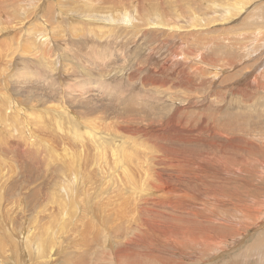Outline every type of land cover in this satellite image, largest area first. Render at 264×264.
I'll use <instances>...</instances> for the list:
<instances>
[{
  "label": "rangeland",
  "instance_id": "rangeland-1",
  "mask_svg": "<svg viewBox=\"0 0 264 264\" xmlns=\"http://www.w3.org/2000/svg\"><path fill=\"white\" fill-rule=\"evenodd\" d=\"M133 1L138 2V0H125V2L122 0V3L123 2L125 4L128 3L127 7L123 6L122 3H116L115 6L118 8H116L114 6L115 9L113 7L112 10H110V11L117 10V12H118V13L115 11L111 12L110 16H112V17L114 16L111 19V20H113V22L109 19L107 20L105 17H102V16L99 19L100 22L101 21H107V22L109 21V23L106 22L107 25H105L104 31L107 34L112 35L110 37V39H111L112 44H113L112 45L113 49L115 51L122 49L121 54L123 55V57L120 56V58L115 59L116 63H112V66L116 67V68L114 67L116 74L118 73V75H120L121 77H123V76L126 77L125 76L127 73L126 70H128L131 63H133V58H134L133 56L134 55L128 58L125 56V52H126V50H127V52H131L133 50V52H136L139 56H141L144 59L145 65L153 64V68H155L153 71L154 73L149 72L148 74L145 73L147 75L143 74L144 77L146 76L145 79H147V77H149L147 80H149L150 78H152V79H157V78L158 79H164L165 78L167 80V78H168V81L171 79L170 80L171 86H173V88H175V90L173 88H171L172 90L177 91L179 89H183L182 90L183 92H179L178 93L179 96H177L174 100L188 99L187 97L189 96V94H194L195 96L196 95L198 96L196 98H193V96H192L193 99L192 100L188 99L189 101H186V105H185V106L189 107V109H186V110H188L189 112H192V114L190 116L191 125H193V126L195 124L199 125V124L203 123V121L207 122V125L213 124V123L224 125V124H227L229 122H237L239 120L238 121L239 125L244 126V125L249 124L251 126L250 127L248 125L249 127H248L247 131H245V130L244 131H239V130L233 131L235 133V135H237V136L241 135V137L247 138V139H245V141H242L243 139H237L234 141V144L232 146H230L229 143L226 144L230 148H225L222 146L220 148L219 147L214 148V150L218 153L226 152L228 154L227 158L224 159L223 163L221 164V167L227 171L230 166H233L234 169L236 170V172H234V174L230 173L228 175L229 177L232 178V181H233L232 183L234 185L232 190L230 191V193H228V195H229L230 199H232V200L234 199L233 202H236V205H234L232 203V205L231 204H224V205H215L214 206V205H211L210 203L205 202V199H203V198H202V200H200L201 199L200 193L202 194V193H205L206 191L207 192L211 191V193H212V188H215L216 186H222L223 181L227 177L222 178V179L221 178L215 179V181L208 182L206 186L204 184V181L207 180V178H205L202 181L196 182V184H192L195 182L188 183L186 187H183L185 189H182V191L185 190L184 194L188 193V194H190L189 196H191V197L193 195V198L189 197L188 199L192 200L197 205V207H200V202H201L202 206L200 208H203L206 205H207L206 206L207 210H210V207L214 208V210H215L214 215H217V216H215L213 218V223L195 220L196 218H194V217L185 218V220L176 219L175 217H178L181 215L183 208L180 207V208L174 210V209H171L169 207L167 208V206H165V207L159 206L158 208L160 209V212L157 208V210H158L157 214L145 213L146 214L145 216L149 217L151 222H153L154 220H156V221L151 223L147 219V221H149L148 227L146 228V230L144 229L141 232L142 237L143 236L145 237L146 235H148L150 237L154 236L158 240H155V238H153L151 240H148V242L150 241L149 243L143 242L142 244L140 243V245L139 244H131L130 246H128L127 244H125L123 242V240H121V238H122L121 235L126 236L128 232H131L133 234V225H134V221L136 219L135 220L133 219V222H132L131 217H125V216H127L128 213H129V215H132V211H131L132 206L127 205L126 204L127 198H123V197L119 198L118 203L115 204V207L112 206L114 208V211L116 212L115 218H117V219L114 218L115 220L112 222L113 223L112 225L110 222L107 223L109 221V220H107V218H109L110 213L107 214L108 212L105 213L104 211L99 209L98 205L95 202H92V205H91V208L94 209V212H95V214L93 215V218L92 219L90 218L88 220L85 219L84 221H82V219H79V217L77 215H79L80 212L82 211V209H81V208H83L82 202L85 203L88 200L87 198H85L84 195L81 196L82 195V189L84 188V186L85 187L88 186L87 185V183H88L87 179L88 178L93 179L96 176V175H94V174H96V170H95L96 165H94V160L91 157L93 150L91 151L92 145H90L91 142L88 140V138L85 137L86 142L88 143V145L85 143L86 144L85 146L88 147V150L86 149L87 151L85 150L81 154L76 153V151H78V148H77L78 146L75 143L76 141H74L75 139L73 141H71L70 139H73V137H71L73 135L72 134L73 132H71L73 130V127L78 128V125H79L81 128L82 123H83L82 121H84V123H86V118L83 116H87L85 114V112L89 108V105H86L84 103L88 102V104L91 105L92 102H96V104L100 106L99 108L105 112V116L107 118L112 119L110 121V123L115 124V125H117V122H118L116 120L117 116L119 117L118 123H120L122 121H126L129 118V116H131V117L133 116V118H135V117L138 118V116H139V118H142L141 121H142L143 125L151 124V125H149V127L151 129L148 131L149 134L150 133L152 134L150 136H148V133L144 132L143 129L138 130L136 133L134 132V134L132 133L131 136L134 137L135 139H136L135 135L139 134L138 136L136 135L137 141L139 143L146 140V141H148L147 144H150V146H154V145H156L155 142H158L157 145H161L163 143V142L161 143V141L166 142L168 139L169 140L167 142L168 147H174V148L182 150L184 152L190 151L191 154H197V155H201V154L207 152L203 158H200V159L198 158V163L202 162L203 164H208L207 160H203V159H205L206 157H209L211 155V153H213V151H209L210 146H208V142L210 141L208 139H212V137H210L208 135V133H204L202 135V138H199L197 140L196 139V132H193L191 134L190 131H187L185 129V127L189 126V124L185 122V120H187L189 118V115L187 113H184V112H182V113L179 112V114H176L177 116L176 115L175 116H176V118H178L177 123L179 125H182L184 127L185 131H180L179 133H177L175 135V140H173L171 138V135H169L171 139L165 137L166 136L165 134H167L168 131H166V132L164 130L162 131L160 126L165 125L169 119L164 120L165 119L164 117H161L160 115H158L156 118V121H155L156 123H155L154 121H150L149 118L142 116L141 115L142 113L148 112L147 107H145V106L142 107L143 105H145V102H143V100H139L133 110H126L119 103L115 104L113 99H110V101H109L106 97H103V96L101 97V95H99V93L97 91L98 90V87H97L98 86V80L100 77V75H97L98 74L97 69L94 72L92 71L91 73H89L90 76H85L86 79L82 78V81H81V79H79L81 82L84 81V83L86 84V87H88L89 90H88V92L87 91L81 92V90H78L75 93V95L79 92L82 93V94H80L81 97H82L83 93H87V94H84L85 97L83 95L82 98H79L80 96L78 97V95H79L78 94L76 96L77 99H74L67 92H61L62 93L61 94L59 90L55 89V87L49 88L43 82L44 80H42L39 76H36V74L33 73L34 76H30L29 72H28L29 75L26 74L27 73L26 71L23 73V70L21 67L20 68H14L15 74L17 73V78H16V76L13 78V76L15 74L11 75L13 73V72H11V69H8L6 71V73L3 74L2 69L6 68V66L4 64L7 63L6 59L4 58V59L0 60V68H1L0 69V102H1V100L2 101L4 100L2 103H0V221H1L0 222V232L2 231V229L6 225H7L6 226L7 229H11L10 226H12V231H13V229L16 230V232H14V236H13V238H15V239H13V240L15 242H17V245L15 246V250L17 251V253H15L13 255V257H14L13 261H11L9 259V256L11 254H13L12 252H7L6 256L4 254V256L6 257L5 259L1 258V257H3V255L0 254V264H6V263H8V264H34V259H36V257L34 259L28 258L29 254H27L26 252H22L23 250L25 251V249H26V248L24 249V247H22L23 244H25V242H26V244L28 243L27 239L24 240L25 237L22 236V233L25 234V232H26L28 234L27 229L28 230L33 229L32 231L37 232L35 229L38 227V225L41 223V221L43 224L44 223L47 224L48 227L53 225V227L55 228L57 237H58V235L60 236V237H58V240L64 241V243L62 244L64 246V248L62 245L60 246V248L59 247L56 248L57 253L54 256V258H57V259H56V262L54 264H121V262H122V264H124V263L125 264H132V263H130V261H132L133 264H136L134 262L135 256H133L131 258L126 257V260H124V257L127 254L126 253L127 247H128V249L133 247L134 249L140 251V254L137 256V258L139 260V264H264V204H263L264 203V43L262 44V42H264V38H263V36H264V28H263L264 23L261 24V22H264V18L262 20L258 21L259 26L262 27V29H260V30L253 29V26L245 25L244 18L247 15V13L240 12V13H238L239 15L236 14L237 10L232 5L230 0H228V1L227 0H207V1L206 0H203V1H201V0H186V1L185 0H179L178 1L177 0L178 3L176 2V0H163V1H165L164 6L163 5L161 6L159 4V2H157L159 0H148V1L141 0L142 4L147 3V2H148L147 4H150L152 2L151 7H155L154 8L155 10H154L153 8L149 7L150 6L149 5L148 7L151 9L145 10L144 12L143 11L139 12L138 10L134 11V8L131 7ZM188 1H189V3H188ZM223 1H225V2H223ZM244 1H246V0H244ZM183 2L185 3V6H183V4H184ZM214 2H216L218 5L217 4H216V6L213 5V4H215ZM195 3H196V5H195ZM219 3H221V4H219ZM129 4H130V10L131 11L129 13L130 16L128 18L125 15V12H126V10H129L128 9ZM154 4H158L157 6H159V7L157 8V6H155ZM230 5L232 7L229 8L228 11H224V12L218 11L219 7H222L224 9V7L230 6ZM262 5H264V0H250L249 2H247L245 9L248 10L249 13H251V14L253 13L252 15L256 16L257 14L255 12L256 11L255 7H259ZM105 6L107 7L108 4ZM105 6L103 7V9L106 8ZM165 6H166V8H165ZM177 6H179V9L182 10V12L185 11V13L183 12L184 15H183V13L180 12L179 18H178L177 14H175L177 17L175 16L173 21H172L174 24L170 23L169 24L170 26H168L165 30L152 29V28H150V25L145 23L148 21V18L155 19V14L159 13V11H161V10L167 11V9L171 8V10L173 9L172 11H174V8H175V12H176V9L179 10ZM186 6H188V7L185 9ZM122 7H124L123 10L121 9ZM181 7H183V8H181ZM195 7L197 10L195 9ZM188 8H191V9H188ZM214 8H216V9H214ZM247 8H249V9H247ZM205 9H207V10H205ZM100 10H102V9H100ZM119 10H120V12H119ZM191 10H193V12ZM150 11L151 12L158 11V12L157 13H155V12L151 13ZM190 12H191V14H188ZM217 12H219V13H217ZM194 13H195L196 18L194 17ZM211 13H214V15ZM227 13L229 16H227ZM139 14H141V16ZM152 14H153V16H152ZM220 14H222V15H220ZM115 15H116V17H115ZM119 15L122 16L123 18L120 17ZM185 15H187V18ZM124 16H125V19H124ZM208 16H209V18H208ZM218 16L220 19L218 18ZM143 17L146 19H144ZM229 17H230V19H229ZM189 18L191 20H187ZM117 19L120 20L119 22H121L122 21L121 19H123L124 20V21H122L123 24L114 23L115 20H117ZM206 19H207V21L211 20L210 22H212V23H210L209 21L207 22ZM227 19L229 21H227ZM143 20H145V22ZM125 21H127L128 23ZM189 21L190 22L192 21V22L190 23ZM154 22L155 21H153V23ZM198 22H199V24H198ZM74 23L71 25V27L65 26L64 24H62L61 27L56 28L52 32V33H54L53 34L54 37L56 36L55 38L57 39L56 40L53 37L54 39L51 41L52 47H56L57 45H59L58 47H56V54H55V58L56 59L58 58V60H59V61L57 60V65L59 68H57V70L55 71L54 76L51 75V77H52L51 79H54L57 76V79L61 83L69 82L73 77H71L70 75L67 74V72H65L66 66H67V68H69L68 65H65V67L63 66V64L66 60L65 59V56H66L65 51H68V49H70L71 47H70V45H67L68 49L65 50V48H63L64 45L60 44L58 42L59 38L63 39V38H66V35H68V36H71L73 38H76L77 41L79 40L80 44L82 43V41L86 42L89 40L90 41L94 40L95 44H98V46L100 45V48H104V46H105V41L103 39L102 40L98 39L97 40L98 43L95 40L96 39L95 37L98 36V29L96 32V36H90V33L87 32V30L82 28V26H80L81 27L80 28L78 26V23H75V25H74ZM205 23H207V24H205ZM90 25H92V24H90ZM108 25L109 26L111 25L113 28H110L111 26L109 27ZM144 25L148 26L147 31H150V32L153 31V33H154L153 35H151V42H149V45H148V43H146L147 39H145L146 38V36H144L145 34H142V32L144 33V31L140 32L141 34L133 36V39H135L134 40L135 43H134V41H132L133 39H131L132 34L135 31L138 33L137 29L140 26H144ZM85 26H87V25L85 24ZM121 26H122V28L120 29ZM125 26H126V28H125ZM202 26L204 28L206 27V29L202 30L203 29ZM207 26H208V28H207ZM127 27H128V29H127ZM246 27L248 29H246ZM124 28L127 30H125ZM142 28L145 29L146 27H142ZM194 28H195V30H194ZM185 29H186V31H185ZM79 30L81 31L80 34L78 32ZM110 30L112 33L110 32ZM66 31H67V33H65ZM83 32L84 33L86 32L85 35L83 34ZM16 34H20L18 30L16 31ZM49 34H50V32H49ZM62 34L64 35V37L62 36ZM85 38H87V39H85ZM112 38H114V39H112ZM123 38L125 39L126 42L129 43V45H122L123 43L121 41L124 40ZM153 38L155 39L154 41H153ZM256 38H258V40ZM4 39H6V37L5 38L0 37V49H1L0 53H4L3 52L4 50L2 51V49L5 48L8 44V42ZM253 40H255L254 43L252 42ZM132 43H134V44H132ZM80 44L78 45V48L79 49L85 48V49H83V52L79 54V56H81V58L84 59V60L78 59V62L80 63V64L78 63L79 64V66H78L79 67L78 68V74H79L78 77L79 78L82 75L83 71L86 72L85 69L88 67V65H90L88 60L89 59L90 60H96L91 56L89 57V55H88V53L91 52V48L88 45L86 47V45L82 46ZM156 45L159 47L157 48ZM145 46H146V49H145ZM149 46H150V48H154V50H151L149 48ZM143 50H146V51L143 52ZM194 50L196 51V53H194L195 52ZM76 51L77 50H75V49L73 51H70L68 56H70L71 53L76 52ZM101 51H97V55L99 52L100 53L103 52V51L102 52ZM139 51H140V53H139ZM175 51L176 52L178 51V53H176ZM174 53H175V55H174ZM81 54L85 55L86 58L88 56V58L86 59ZM146 54L149 56H147ZM178 54H179V56H177ZM152 56H153V59H152ZM167 57H168V60H167ZM176 57H178L179 59L177 58V60H175ZM210 57H211V59H210ZM180 58H182V59H180ZM213 58H215V59H213ZM13 60H20V57L14 56ZM165 60H166V62H165ZM210 60H213V61L210 62ZM117 61H119V63ZM169 61H170V63H169ZM172 61L173 62L176 61V62L173 63ZM153 62L159 63L160 67L158 66V68H157V65H155L156 63H153ZM85 63H87L86 64L87 67L85 66ZM245 63H246V65H245ZM169 64H172V65H169ZM247 64H249V67ZM197 65H198V67H197ZM244 65H245V68H244ZM204 66H206V68ZM11 67H12V65H11ZM84 67H85V69H84ZM161 67L167 68L166 71L168 69L171 70L173 68L175 70L173 69V72H171L172 71L171 70L170 73H168L169 70L167 72L165 71L164 73L166 75H164V73L160 74V72H159ZM82 68H83V71H82ZM124 68H126V69H124ZM177 68H179L180 71ZM201 68H203L204 70ZM61 69H63V70H61ZM196 69L197 70L200 69V70H198L196 72ZM249 69H251L252 71ZM176 70H178V71H176ZM201 70H202V72H201ZM174 71L176 73H174ZM95 72L97 74H95ZM155 72L156 73L159 72V74L157 75ZM180 72H181V74H180ZM209 73H210V75H209ZM18 74H20L19 75L20 77L18 76ZM151 74H154V75H151ZM171 74H173V76ZM176 74H178V75L176 76ZM143 75L138 74L137 77L134 75L133 82H135L138 85L137 87H139V85H140L139 79L144 78ZM155 75H156V77H155ZM204 76H206V77H204ZM124 77L122 80L123 84H125V82H126V78H124ZM176 77H178V78L176 79ZM212 77H214V78H212ZM31 78H33V79H31ZM173 78H175V79H173ZM250 78H251V80H250ZM34 79L36 81H34ZM63 79H64V81H63ZM94 79H96V80H94ZM214 80H215V82H214ZM168 81H165V84H169ZM175 81H176V84L174 85ZM95 82H97V83H95ZM26 83H27V85H26ZM96 84H97V86H96ZM55 86L58 89V86L57 85H55ZM66 87H68V85ZM240 89H242L241 93L247 92L249 94L250 98L245 100L242 97H240L238 92H237ZM2 92L4 94H2ZM7 93H8V95H7ZM27 93L32 94L34 97L38 96L37 100L33 102L34 104L28 103V101H26ZM183 93H184V95H183ZM11 94H13V95H11ZM68 96H70V97L68 98ZM87 96H89V97H87ZM202 96H207V98L204 100V97H202ZM63 97L65 99L67 97V99L65 100V99H63ZM83 98L85 100H83ZM89 98L91 99L90 101H89ZM210 98L217 99L219 106L217 103L215 105L212 104L209 101ZM13 99H14V101L16 99L19 100V101H15V104H14V101H12V105H15V106H12L13 110L12 109H6L5 110V108L7 106L6 101L7 100L11 101ZM39 100H40V102L42 101L43 103L42 102L38 103ZM69 100H70V103H69ZM77 100H78V102H77ZM242 100L244 101L243 102L244 104L241 103ZM247 100H249V101H247ZM23 101L26 103H24ZM52 101H55L56 103L55 102L53 103ZM60 101H63V102H60ZM67 101H68V103H67ZM75 101H76V103H75ZM82 101H86V102H82ZM204 101L207 103L204 104ZM5 102H6V105L4 104ZM73 102H74V105H73ZM187 102H190L192 104H188ZM22 103H24V104H22ZM179 103L180 102H177V104L173 106V109H176V108L177 109H180V108L183 109V107H182L183 105L179 104ZM25 104H27V105H25ZM28 104H29V106H28ZM56 104H58L60 106L62 105L63 106V107L61 106L62 109L60 108V106H58ZM54 105H56V106H54ZM65 105H67V106H65ZM243 105H244V107H243ZM34 106H35V108H34ZM46 106H49V108L50 107L52 108L54 106L56 108L53 109L54 108L53 107L52 108L54 110L53 111L51 108L47 109L48 107H46ZM85 106H87V107H85ZM193 106H195V107L193 108ZM39 107H41V109H39ZM67 107L69 110H67ZM249 107H251V108H249ZM22 108H23V110H22ZM24 108H26V109L32 108L33 110H31V109L26 110ZM70 108L72 110L74 109L73 112H72V110L70 112ZM78 108H80V109H78ZM82 108H83V110H82ZM96 108H98V107H96ZM18 109L21 110L20 113H19ZM100 109H99V111H100ZM170 109H172V108L171 107L164 108L163 113H166ZM254 109H256V110H254ZM14 110L18 111L17 114L19 116L16 115V113H15L16 111L14 112ZM51 110H52V112H51ZM198 110H199V112H198ZM41 111H43V112L41 113ZM25 112L28 113L27 116H26ZM48 112L51 113V115H49L50 117H47L48 114H50ZM63 112H68V113L70 112L68 118L64 119L65 115ZM120 112H121V114H120ZM52 113H54V114H52ZM125 113L127 115H125ZM195 113H197V114L195 115ZM57 114H59V115H57ZM15 115L17 117L13 118V116H15ZM28 115H30L31 117ZM45 115H46V117H45ZM81 115H83V116H81ZM25 116L27 117V119ZM36 116H37V119H36ZM75 116L78 117L79 121L77 120V117H75ZM124 116H125V118H124ZM242 116L245 118H242ZM23 117H24V119H23ZM28 117H30V118H28ZM43 117H45V118H43ZM53 117L55 119L57 118V121H58L57 122L55 120V124H53L54 123ZM237 117H239V119ZM257 117H259V118H257ZM33 118H35L37 120L36 122H38L41 119L42 120L39 121V124L38 123L35 124V121H33L35 119H33ZM15 119H19V121H21V122L23 119L24 123L23 122L19 123V121L15 120ZM44 119H46V120H44ZM243 119H246L247 122H246V120H243ZM248 119H250L251 121ZM62 120H64L66 125ZM27 121H29V122H27ZM42 121L45 122V124H42L43 123ZM51 121H52L53 125L51 124ZM69 121H71V122H69ZM248 121H250V123ZM73 122H75L76 125H74ZM240 122H242V123H240ZM27 123H29V125H27ZM56 123L57 124L59 123V126L61 128L58 127V125H56ZM60 124H63V126ZM252 124H253V126H252ZM54 125H56V126H54ZM70 125L71 126L73 125V127H70ZM10 126H12V127H10ZM62 127H63L62 132L67 138L61 132H59V131H61L59 129H62ZM172 127H173V125H172ZM7 128H10V129H7ZM27 128H29V129H27ZM68 128H69V130L66 131V129H68ZM166 128H169V127L166 126ZM18 129H20V130H18ZM249 129H250V132H248ZM159 130H161V131H159ZM254 130H255L256 134L254 133ZM251 131H253L252 135L254 137L251 136V134L247 135V137H246V133H251ZM66 132L67 133L70 132V133L66 134ZM103 132H104L106 139L112 138L113 131L111 129L107 128V129H105V131L103 130ZM163 132H165V133H163ZM20 133H25V134H23V136H25L27 138H22L23 136H21L22 134H20ZM26 133H27V135H26ZM157 133H159V135ZM161 133L163 134V136ZM33 134H35V135L33 136ZM67 135L71 138H68ZM30 136L31 137L33 136L32 137L33 140L34 141L36 140L38 142L37 146H35L36 142H34L32 140V138L30 139ZM151 137H152V140H151ZM190 139H192V141H190ZM249 139L252 141L248 142L247 140H249ZM216 141L219 143L222 141V144L225 143L224 138H222V139L218 138V139H216ZM129 142H131V141H129ZM256 142H258V143H256ZM32 144H33V146H32ZM239 144H240V146H239ZM249 144H251V146H249ZM258 145H259V147H258ZM47 147L49 149H47ZM68 147L71 148L70 150H68L70 155L73 152L72 155H74L76 153L80 157L83 158L82 160L79 161L81 164H80V166L77 167V169H76V165L71 163V161L65 155V154H67L66 153L67 149H69ZM196 149L198 151H196ZM88 151H90L89 152L90 155L87 153ZM51 152L53 153V155H50V154H52ZM56 153H57V155H56ZM59 154L61 156H59ZM244 154H247V155H244ZM55 156H58V158H55ZM49 158H52L53 162L48 161ZM204 162H206V163H204ZM63 163H68L66 170H65V168H63L64 167ZM236 165H237V167H235ZM243 170L245 171V173L243 172ZM137 171L140 172L139 169H137ZM74 175L75 176L77 175V180H79L81 182H77L73 185L71 184L72 185V187H71L72 192L69 191L68 194H66L65 191H62V189L60 190L59 187L58 188L55 187V186H61L60 180L61 181H64L65 179L74 180ZM77 184H79V185L77 188H75L74 185L77 186ZM244 184H246V185H244ZM201 185H203V186H201ZM88 187H90V189L93 191L96 190V185L88 186ZM197 187L198 188L201 187V188L198 189ZM209 187H211V188H209ZM56 189H57V191H56ZM186 190L192 191L193 193L187 192ZM234 190L238 191L241 194V196L244 197L245 200L241 201L239 203V200L235 199V197L233 195ZM53 191H54V193H56V192L57 193L54 194V193H52ZM243 193H245L246 196H244ZM182 194H183V192H182ZM125 195H127V194H125ZM122 196H124V195H122ZM26 197H28V198H26ZM60 197H62V198H60ZM83 197H84V199H86L85 201H83ZM124 197H126V196H124ZM74 198H75V200H74ZM79 198H81V199H79ZM81 200H82V202H81ZM253 200H254V202H253ZM69 203H71V204L69 205ZM75 205H76V207H75ZM126 206H129V207H127L128 210H126ZM69 209H70V214H69ZM166 210H168V211H166ZM161 211L162 212L165 211L164 213H166V214L162 213ZM96 212L103 213L104 217L102 218L103 215H101L100 213L98 214ZM60 213L63 215L68 213L69 217H67V215H66V220L62 219ZM111 213H114V212L111 211ZM71 214H73V215H71ZM123 214H125L124 217H123ZM168 214H169V216H168ZM58 215L60 217H58ZM99 215H101L100 216L101 219L99 218ZM106 215H108V217ZM156 215H158L160 217L157 218L158 216H156ZM95 217H97L98 219ZM244 217H246V218H244ZM76 218H78V219H76ZM104 218L106 220H104ZM109 219H111V218H109ZM157 219H160L162 221L157 220ZM189 219H193V220H189ZM61 221L65 222V225H63V223H61ZM85 221H86V223H85ZM138 222H140V221L138 220ZM138 222H137V226H138ZM157 222L164 223V224H166V226H171L172 230L171 231L167 230L168 232L166 231L169 234H164L165 232L159 233V232L152 231L151 226H153V224L157 223ZM198 222H200V223H198ZM214 222H216V223H214ZM82 223H83V225H82ZM157 224H159V223H157ZM28 226H31L32 228L29 229L30 227H28ZM76 226L80 227L81 231ZM138 227L140 228V226H138ZM182 227H186L188 229L192 228L191 230L186 232V235H184L182 237L183 239L181 237H177L175 235V232L172 233L173 230L174 231H175V229L180 230ZM147 229H148V231H147ZM87 230H89V231L87 232ZM77 232L79 234H77ZM188 232L192 233V234L199 235V239H202V240L200 242L189 240L188 239V234H189ZM156 233L157 234L159 233L160 236L157 235ZM106 235H108V236H106ZM164 235H167V236H164ZM33 236H31V237H33ZM119 236H121V237H119ZM132 236L133 235H131V237ZM169 236H170V238H169ZM172 236H176L177 239L176 238L172 239ZM9 237H5V239H7V241H8V243L10 242ZM78 238H79V240H78ZM174 239H176V240H174ZM203 239H210V240L212 239L213 242L207 241V243H204L205 241ZM35 241H36V239L34 240L32 238L31 242H35ZM80 241H81V243H80ZM164 244H166V245H164ZM155 245H157V246H155ZM57 246H59V245H57ZM29 247L28 248L30 250L28 248H27V250L32 251L33 247L31 245ZM75 248H78V249L76 250ZM21 249H23V250H21ZM63 249L64 250L66 249V250L64 251ZM123 249L126 251L125 252L123 251V253H125V254H124V257L121 258V260H120L121 262L120 261L114 262V260H112L111 258H115V253L118 251L122 252ZM151 249H153V250H151ZM15 250H14V252H16ZM111 252H113V253L110 254ZM69 253H70V255H69ZM13 262H15V263H13ZM44 264H52V263H44Z\"/></svg>",
  "mask_w": 264,
  "mask_h": 264
},
{
  "label": "bare ground",
  "instance_id": "bare-ground-1",
  "mask_svg": "<svg viewBox=\"0 0 264 264\" xmlns=\"http://www.w3.org/2000/svg\"><path fill=\"white\" fill-rule=\"evenodd\" d=\"M125 2V0H123ZM148 1V0H146ZM179 1V0H178ZM186 1V0H185ZM203 1V0H201ZM207 1V0H206ZM228 1V0H227ZM232 5L235 7L236 14L240 13V12H244L247 13V15L244 18L245 21V25H249V26H253V29H257L260 30L262 29L261 26H259L258 21L262 20L264 18V5L259 6V7H255L256 9V16L252 15L251 13L248 12V10H246V4L247 2H249L250 0H230ZM122 3V0H0V37H3L6 39L8 44L5 48L2 49V51L4 53H0V60L1 59H6L7 63H5L4 65L6 66L5 69L3 70V74L6 73V71L8 69H11V72H13L11 75L15 74V70L14 68H22L23 73L26 71L30 76H34V74H36V76H39L42 80H44L43 82L45 83L46 86H48L49 88L51 87H55L56 90H59L60 93L61 92H67L71 97H73L74 99H77L76 96L78 95L79 98H82L84 94L87 93H83L82 97L80 94L82 93H77L75 95V93L78 90L82 91H87L89 90L88 87H86V84L82 81L83 79H86L85 76H90L89 73H91L92 71L94 72L96 69L98 70V74L95 72V74L100 75L99 80H98V86L96 84V86L98 87V93L99 95H101V97H106L109 101L110 99H113L115 104H120L121 106H123L126 110H133L136 106V104L138 103L139 100H143V102H145V105H143L142 107H147L148 112H144L141 115L149 118L150 121H156V118L158 115H160L161 117H164L166 119H169L165 125H161V129L162 131L164 130L165 132L168 131V135L165 134L167 138H170L169 135H171V138L173 140H175V135L177 133H179L180 131H185V129L187 131H190L191 134L193 132H196V139L198 140L199 138H202V135L204 133H208V135L210 137H212V139H208L210 140L208 142V146H210L209 151H213V153H211V155L209 157H206L203 160H207L208 164H203L198 163V158H203L205 156V154L207 153H203L201 155H197V154H191L190 151L184 152L182 150L176 149L174 147H168L167 146V142L169 141L167 139V141H161V145H157L158 142H155L156 145L154 146H150V144H147L148 141L144 140L143 142H138L137 141V136L139 135H135L136 139L134 137H132V133L134 134V132L136 133L138 130L143 129L144 132L148 133V131L151 129L149 127V125H143L142 123V118H138L135 117L133 118V116H129V118L126 121H122L120 123L119 122V117L117 116L116 120L117 125L110 123V121L112 119L107 118L105 116V112L102 111L99 107V105L96 104V102H92V104H88L84 103L86 105H89V108L87 109V111L85 112V114L87 116H83L86 118V123H84V121H82V127L80 128V126L78 125V128L73 127V125L70 127H73V130L71 132H73L70 136L73 137V139H70L71 141H76V145L78 146V151H76V153H83L86 149L88 150V147H86L85 145L88 143L86 142L85 137L88 138V140L91 142L90 145H92L91 147V157L94 160V165H96V175L93 179H87V185L88 186H93L96 185V190H91L90 187L88 186H84V188L82 189V195L81 196H85V198H87L88 200L83 204V208L82 211L80 212L79 215H77L79 217V219H82V221H84L85 219H92L93 215L95 214L94 209L91 208L92 202H95L99 209H101L102 211H104L105 213L109 214V218H107V220H109L107 223H111V225L113 224L112 222L117 219L115 218L116 212L114 211L115 204L118 203L119 198L123 197V198H127L126 200V204L127 205H131L132 206V215H129V213L127 214V216H125V214H123V217H131V220L133 222L134 221V225H133V234L131 232H128L127 230V235H121L122 238L121 240H123V242L125 244H127L128 246H130L131 244H142L143 242H148V240H151L153 237H150L148 235H146L145 237H142L141 232L148 227L149 221L151 222L149 217H146L145 213H152V214H157L158 210L160 212V209L158 208L159 206L161 207H165L167 206V208H171V209H178V208H183L182 213L180 216L175 217L176 219H183L185 220V218H196L195 220H200L203 222H209V223H213V218L217 215H214L215 210L213 207H210V210H207L206 206H204L203 208H200L201 202H200V207H197V205L192 201L189 200L188 198L191 197L189 196L190 194H184V191H182V189H185L183 187H186L188 183H192V184H196V182L198 181H202L203 179L207 178V180L204 181L205 186L207 185L208 182L211 181H215V179H219V178H226L223 181V185L222 186H216L215 188H212V193L210 192H205V193H200V197L202 200L205 199V202L210 203L211 205H224V204H231L232 203L234 205H236V202H233L232 199L229 198L228 193H230V191L233 188V181L232 178L229 177L228 175L230 173L234 174V172H236V170L234 169L233 166H230L229 169L226 171L225 169H223L221 167V164L223 163L224 159L227 158L228 154L226 152H216L214 150L215 147H225V148H230L229 146H227L226 144L229 143L230 146H232L234 144V141L237 139H243L242 141H245V137H241V135L237 136L235 135V133L233 131L239 130V131H247L248 127L250 126L249 124L247 125H239V120L237 122H229L227 124L221 125V124H217V123H213V124H209L207 125V122L203 121V123L197 125L195 124L194 126L191 125L190 123V116L192 114V112H189L186 109H189L188 106L186 105V101L192 100L193 98L198 97L197 95L195 96L194 94H189V96L187 97L188 99H184V100H174L178 95L179 92H183V89H179L177 91H174L175 88H173V86H171V82L170 80L168 81L164 78V79H152L150 78L149 80H147L149 77L146 78V76L144 77V75H147L149 72H153L155 68H153V64H147L145 65V61L144 59L139 56L136 52H133V50L131 52H125V56L126 57H131L133 56V63H131L130 67L128 68L127 73H126V82L125 84H123V77H121L120 75H118V73L116 74L115 71V66H112V63H116L115 59H118L121 57H123L122 53V49H119L118 51H115L113 49V44L112 41L110 39V37L112 36L111 34H107L104 31L105 25H107V23H109V21H99L100 17H105L107 20H111L113 17L110 16L111 12L115 11L117 12V10H112V8L116 5V3H122L123 6L128 5L125 3ZM127 2V1H126ZM159 2V4L162 6L165 5V1L163 0H159L157 1ZM177 2V0H176ZM182 2V1H181ZM192 2V1H191ZM195 2V1H194ZM225 2V1H223ZM131 3V2H130ZM148 3V2H147ZM147 3H141V0H138V2H132V6L134 8V11H145V10H150L151 8H155V7H151V3L147 4ZM178 3V2H177ZM184 3V2H183ZM189 3V1H188ZM206 3V2H205ZM204 3V4H205ZM208 3V2H207ZM216 6V2H214ZM230 3V2H229ZM257 3V2H256ZM108 6L106 7L105 5ZM141 4V5H140ZM202 4V3H201ZM221 4V3H219ZM150 5V6H149ZM155 6H157L158 4H154ZM153 5V6H154ZM178 5V4H177ZM196 5V3H195ZM207 5V4H206ZM218 5V4H217ZM106 7L103 9V7ZM151 8H149V7ZM160 6V7H161ZM167 6V5H166ZM165 6V8H166ZM183 6H185V3L183 4ZM193 6V5H192ZM201 6V5H200ZM116 7V6H115ZM114 7V9H115ZM159 6H157L158 8ZM170 7V6H169ZM172 7V6H171ZM179 9V6H177ZM188 6L185 7V9ZM204 7V6H203ZM208 7V6H207ZM210 7V6H209ZM232 6H226L224 7V9L222 7L218 8V11L220 12H224V11H228L229 8H231ZM118 8V7H116ZM124 7H122L121 9L123 10ZM183 8V7H181ZM212 8V7H211ZM102 9V10H100ZM129 10H126L125 15L129 18V13H130V4L128 6ZM152 9V10H153ZM191 9V8H188ZM196 9V7H195ZM210 9V8H209ZM216 9V8H214ZM249 9V8H247ZM155 10V9H154ZM160 10V9H159ZM158 10V11H159ZM173 10V9H172ZM171 8L167 9V11L165 10H161L159 11V13H157L158 11H154L155 13V19L152 18H148V21L145 22V20H143L146 24L150 25V28L152 29H156V30H165L168 26H170V23H173V19L176 16L175 14H177L178 18H179V14L181 13H185V11L182 12V10H177L175 12V8L174 11H172ZM197 10V9H196ZM207 10V9H205ZM212 10V9H211ZM125 11V10H124ZM123 11V12H124ZM179 11V12H178ZM193 12V10H191ZM209 11V10H208ZM254 11V10H253ZM120 12V10H119ZM148 12V11H147ZM151 12V11H150ZM151 12V13H154ZM196 12V11H195ZM118 13V12H117ZM146 13V12H145ZM144 13V14H145ZM149 13V12H148ZM183 13V15H184ZM207 13V12H206ZM219 13V12H217ZM226 13V12H225ZM224 13V14H225ZM103 14V15H102ZM115 14V13H114ZM188 14H191L188 13ZM197 14V13H196ZM210 14V13H209ZM214 15V13H211ZM113 15V14H112ZM124 15V14H123ZM141 16V14H139ZM143 15V14H142ZM201 15V14H200ZM204 15V14H203ZM208 15V14H207ZM218 15V14H217ZM216 15V16H217ZM222 15V14H220ZM239 15V14H238ZM120 16V15H119ZM151 16V15H150ZM153 16V14H152ZM176 16V17H177ZM187 18V15H185ZM193 16V15H192ZM202 16V15H201ZM206 16V15H205ZM225 16V15H224ZM227 16L228 13H227ZM235 16V15H234ZM116 17V15H115ZM122 17V16H120ZM133 17V16H132ZM194 17H195V13H194ZM123 18V17H122ZM144 18V17H143ZM196 18V17H195ZM205 18V17H204ZM209 18V16H208ZM207 18V19H208ZM219 18V16H218ZM116 19V18H115ZM125 19V16H124ZM134 19V18H133ZM138 19V18H137ZM146 19V18H144ZM181 19V18H180ZM179 19V20H180ZM203 19V18H202ZM206 19V21H207ZM220 19V18H219ZM230 19V17H229ZM232 19V18H231ZM122 21H124L123 19H121ZM135 20V19H134ZM187 20H191L190 18ZM87 21V22H86ZM113 22V20H111ZM120 20H115L114 23L116 24H123V22H119ZM142 21V20H141ZM153 21H155L153 23ZM199 21V20H198ZM205 21V22H206ZM209 21V20H208ZM207 21V22H208ZM211 21V20H210ZM209 21V22H210ZM216 21V20H215ZM227 21H229L227 19ZM231 21V20H230ZM243 21V20H242ZM78 23V26H82V28H84L85 30H87V32L90 33V36H96V32L98 29V36L95 37L94 39L97 40L98 39H103L105 41V46L104 48H100V45L98 46V44H95L94 40H89V41H82V43H79V40L77 41L76 38H73L71 36L66 35V38H59L58 42L60 44H63L65 48V50L68 49L67 45H70V49H68V51H65V62L63 64V66L65 67V65H68L69 68H65V72H67L68 75H70L71 77H73L69 82L66 83H61L58 79L57 76L54 79H51V75L54 76L55 71L57 70L58 65H57V60L55 58V54H56V47H58L59 45H57L56 47H52L51 45V41L56 37H54V33H52L56 28L61 27L62 24H64L65 26H69L71 27V25L73 23ZM86 22V23H85ZM107 22V23H106ZM127 22V21H125ZM132 22V21H131ZM139 22V21H138ZM190 22V21H189ZM192 22V21H191ZM190 22V23H191ZM197 22V21H196ZM201 22V21H200ZM74 23V25H75ZM111 23V22H110ZM128 23V22H127ZM130 23V22H129ZM178 23V22H177ZM212 23V22H210ZM264 22H261V24ZM85 24L87 26H85ZM92 24V25H90ZM131 24V23H130ZM129 24V25H130ZM174 24V23H173ZM199 24V22H198ZM201 24V23H200ZM207 24V23H205ZM73 25V26H74ZM212 25V24H211ZM244 25V26H245ZM64 26V27H65ZM77 26V27H78ZM96 26V27H95ZM109 26V25H108ZM111 26V25H110ZM109 26V27H110ZM115 26V25H114ZM192 26V25H191ZM213 26V25H212ZM264 26V25H263ZM131 27V26H130ZM133 27V26H132ZM142 27H146L145 29ZM197 27V26H196ZM203 27V26H202ZM67 28V27H66ZM81 28V27H80ZM110 28H113L112 26ZM122 28V26L120 27V29ZM126 28V26H125ZM124 28V29H125ZM134 28V27H133ZM136 28V27H135ZM172 28V27H171ZM191 28V27H190ZM208 28V26H207ZM264 28V27H263ZM128 29V27H127ZM125 29V30H127ZM148 26L144 25V26H140L137 31L138 33L135 31L132 36L131 39H133V36H136L138 34H141L140 32L144 31V33L142 32V34H145L144 36H146L145 39H147L146 43L151 42V35H153V31H147ZM174 29V28H173ZM201 29V28H200ZM206 29V27L202 30ZM246 29H248L246 27ZM19 31L20 34H16V31ZM83 30V29H82ZM106 30V29H105ZM124 30V31H125ZM191 30V29H190ZM195 30V28H194ZM57 31V30H56ZM72 31V30H71ZM76 31V30H75ZM186 31V29H185ZM201 31V30H200ZM211 31V30H210ZM22 32V33H21ZM50 32V34H49ZM80 34V30L78 31ZM111 32V30H110ZM126 32V31H125ZM129 32V31H128ZM181 32V31H180ZM188 32V31H187ZM67 33V31L65 32ZM86 33V32H85ZM85 33L83 32V34L85 35ZM112 33V32H111ZM194 33V32H193ZM259 33V32H258ZM61 34V33H60ZM88 34V33H87ZM164 34V33H163ZM172 34V33H171ZM57 35V34H56ZM72 35V34H71ZM130 35V34H129ZM165 35V34H164ZM256 35V34H255ZM261 35V34H260ZM59 36V35H58ZM62 36L64 37V35L62 34ZM87 36V35H86ZM259 36V35H258ZM263 36V35H262ZM54 37V38H53ZM165 37V36H164ZM195 37V36H194ZM58 38V37H57ZM92 38V37H91ZM136 38V37H135ZM138 38V37H137ZM163 38V37H162ZM180 38V37H179ZM259 38V37H258ZM258 38H256L258 40ZM262 38V37H261ZM264 38V36H263ZM56 39V38H55ZM87 39V38H85ZM89 39V38H88ZM114 39V38H112ZM124 39V38H123ZM130 39V40H131ZM159 39V38H158ZM184 39V38H183ZM187 39V38H186ZM255 39V40H256ZM57 40V39H56ZM100 40V41H101ZM121 40V39H120ZM135 39H133L132 41H134ZM155 39L153 38V41ZM160 40V39H159ZM164 40V39H163ZM255 40H253L252 42L254 43ZM260 40V39H259ZM131 41V42H132ZM186 41V40H185ZM5 42V41H4ZM108 42V43H107ZM120 42V41H119ZM123 44L122 45H129L128 42L124 40L121 41ZM258 42V41H257ZM55 43V42H54ZM98 43V42H97ZM104 43V42H103ZM102 43V44H103ZM135 43V41H134ZM132 43V44H134ZM160 43V42H159ZM180 43V42H179ZM264 42H262L263 44ZM6 44V43H5ZM66 44V45H65ZM87 45L91 48V52L88 53L89 57H93L96 60H88L89 64L88 67L86 66L87 63H85V66L87 67L85 69L86 72L83 71L82 68V75L80 76V78L78 77V66H79V62L78 59H83L81 58V56H79L80 53L83 52V49H79L78 45ZM95 44V45H94ZM257 44V43H256ZM159 45V44H158ZM254 45V44H253ZM81 46V47H82ZM116 46V45H115ZM121 46V45H120ZM157 46V45H156ZM256 46V45H255ZM80 47V46H79ZM117 47V46H116ZM119 47V46H118ZM124 47V46H123ZM126 47V46H125ZM129 47V46H128ZM159 46H157L158 48ZM161 47V46H160ZM247 47V46H246ZM249 47V46H248ZM262 47V46H261ZM122 48V47H121ZM150 48V46H149ZM148 48V49H149ZM156 48V47H155ZM77 50L76 52H73L69 55L70 51L73 50ZM88 49V48H87ZM126 49V48H125ZM146 49V46H145ZM151 50H154V48H150ZM1 50V49H0ZM103 52H102V51ZM150 50V51H151ZM97 51H101L102 53H98L97 55ZM146 50H143V52ZM149 51V50H148ZM172 51V50H171ZM195 51V50H194ZM247 51V50H246ZM256 51V50H255ZM261 51V50H260ZM176 52V51H175ZM263 52V51H262ZM116 53V54H115ZM140 53V51H139ZM149 53V52H148ZM171 53V52H170ZM178 53V51L176 52ZM196 53V51L194 52ZM78 54V55H77ZM86 54V53H85ZM121 54V55H120ZM214 54V53H213ZM250 54V53H249ZM83 55V54H81ZM142 55V54H141ZM147 55V54H146ZM170 55V54H169ZM175 55V53H174ZM211 55V54H210ZM14 56H19L20 60H13ZM85 57V55H83ZM82 56V57H83ZM98 56V57H97ZM149 56V55H147ZM173 56V55H172ZM179 56V54L177 55ZM144 57V56H143ZM212 57V56H211ZM210 57V59H211ZM86 58V57H85ZM88 58V56H87ZM86 58V59H87ZM172 58V57H171ZM178 57L175 58V60H177ZM123 59V58H122ZM153 59V56H152ZM179 59V58H178ZM182 59V58H180ZM215 59V58H213ZM217 59V58H216ZM84 60V59H83ZM124 60V59H123ZM168 60V57H167ZM172 60V59H171ZM59 61V60H58ZM82 61V60H81ZM105 61V62H104ZM155 61V60H154ZM160 61V60H159ZM184 61V60H183ZM213 60H210V62ZM119 63V61H117ZM124 62V61H123ZM150 62V61H149ZM166 62V60H165ZM173 62V61H172ZM176 62V61H174ZM173 62V63H174ZM206 62V61H205ZM245 62V61H244ZM247 62V61H246ZM3 63V62H2ZM79 63V64H78ZM83 63V62H82ZM156 63V62H153ZM170 63V61H169ZM250 63V62H249ZM30 64V65H29ZM84 64V63H83ZM165 64V63H164ZM180 64V63H179ZM253 64V63H252ZM12 65V67H11ZM14 65V66H13ZM115 65V64H114ZM155 65H157L160 67L159 63H156ZM167 65V64H166ZM165 65V66H166ZM172 65V64H169ZM178 65V64H177ZM201 65V64H200ZM226 65V64H225ZM228 65V64H227ZM246 65V63H245ZM244 65V68H245ZM249 67V64H247ZM259 65V64H258ZM62 66V67H63ZM163 66V65H162ZM176 66V65H175ZM11 67V68H10ZM61 67V68H62ZM83 67V66H82ZM115 67V68H114ZM121 67V66H120ZM167 67V66H166ZM172 67V66H171ZM177 67V66H176ZM198 67V65H197ZM201 67V66H200ZM199 67V68H200ZM206 68V66H204ZM247 67V66H246ZM247 67V68H248ZM4 68V67H3ZM168 68V67H167ZM165 67H161V69L159 70L160 74L164 73L166 71ZM170 68V67H169ZM180 68V67H179ZM177 68V69H179ZM243 68V69H244ZM1 69V68H0ZM64 69V68H63ZM61 69V70H63ZM126 69V68H124ZM174 69V68H173ZM173 69L171 70H167L168 73L173 72ZM203 69V68H201ZM221 69V68H220ZM117 70V69H116ZM121 70V69H120ZM123 70V69H122ZM175 70V69H174ZM200 70V69H198ZM196 69V72L198 71ZM204 70V69H203ZM248 70V69H247ZM251 70V69H249ZM166 71V72H167ZM178 71V70H176ZM180 71V69H179ZM195 71V70H194ZM252 71V70H251ZM29 72V73H28ZM58 72V71H57ZM156 73L157 75L159 74ZM202 72V70H201ZM206 72V71H205ZM228 72V71H227ZM255 72V71H254ZM253 72V73H254ZM9 73V72H8ZM34 73V74H33ZM61 73V72H60ZM64 73V72H63ZM147 73V74H145ZM154 73V72H153ZM174 73H176L174 71ZM178 73V72H177ZM207 73V72H206ZM249 73V72H248ZM252 73V74H253ZM65 74V73H64ZM138 74H144L142 79L140 80V85L139 87H137L138 85L133 82V77L134 75L137 77ZM181 74V72H180ZM179 74V75H180ZM208 74V73H207ZM247 74V73H246ZM20 74H18L19 76ZM94 75V74H93ZM118 75V76H117ZM150 75V74H149ZM154 75V74H151ZM164 75H166L164 73ZM169 75V74H168ZM167 75V76H168ZM173 76V74H171ZM175 75V74H174ZM178 74H176L177 76ZM210 75V73H209ZM16 76L17 78V73L13 76V78ZM35 76V77H36ZM141 76V75H140ZM170 76V75H169ZM215 76V75H214ZM248 76V75H247ZM20 77V76H19ZM18 77V78H19ZM29 77V76H28ZM34 77V78H35ZM61 77V76H60ZM85 77V78H84ZM98 77V76H97ZM142 77V76H141ZM152 77V76H151ZM154 77V76H153ZM156 77V75H155ZM159 77V76H158ZM161 77V76H160ZM183 77V76H182ZM206 77V76H204ZM211 77V76H210ZM103 78V79H102ZM178 77H176L177 79ZM181 78V77H180ZM214 78V77H212ZM33 79V78H31ZM81 79V81L79 80ZM88 79V78H87ZM175 79V78H173ZM96 80V79H94ZM147 80V81H146ZM168 81L169 84H165V81ZM182 80V79H181ZM251 80V78H250ZM32 81V80H31ZM34 81H36L34 79ZM64 81V79H63ZM174 81V80H173ZM249 81V80H248ZM215 82V80H214ZM32 83V82H31ZM97 83V82H95ZM66 84V85H65ZM176 84V81L174 82V85ZM21 85V84H20ZM27 85V83H26ZM58 86V89L56 88V86ZM68 85V87H66ZM92 85V84H91ZM96 87V88H97ZM184 87V86H183ZM243 87V86H242ZM6 88V87H5ZM171 88H173L174 90H172ZM54 89V88H53ZM24 90V89H23ZM241 90V91H240ZM238 92L239 96L242 97L243 99H249L250 96L249 94L246 93H241L242 89H240ZM250 90V89H249ZM13 92V91H12ZM37 92V91H36ZM35 92V93H36ZM90 92V91H89ZM185 92V91H184ZM244 92V91H243ZM10 93V92H9ZM58 93V92H57ZM187 93V92H186ZM2 94H4L2 92ZM15 94V93H14ZM37 94V93H36ZM62 94V93H61ZM64 94V93H63ZM8 95V93H7ZM13 95V94H11ZM17 95V94H16ZM98 95V94H97ZM184 95V93H183ZM63 96V95H62ZM68 96V98L70 97ZM90 96V95H89ZM87 96V97H89ZM193 96V98H192ZM13 97V96H12ZM15 97V96H14ZM38 97V96H37ZM37 97H34L32 94H28L27 93V97H26V101H28V103H33L34 101L37 100ZM65 97V96H64ZM63 97V99H65ZM85 97V95H84ZM100 97V96H99ZM204 97V100L207 98V96H202ZM42 98V97H41ZM54 98V97H53ZM262 98V97H261ZM15 99V98H14ZM13 100H5L7 102V106L5 108L6 109H12V101ZM21 99V98H20ZM67 99V97H66ZM65 99V100H66ZM103 99V98H102ZM25 100V99H24ZM41 100V99H40ZM40 100L38 101V103L40 102ZM59 100V99H58ZM82 100V99H81ZM83 100H85L83 98ZM87 100V99H86ZM91 99L89 98V101ZM251 100V99H250ZM4 101V100H3ZM1 100L0 103L3 102ZM15 101H19V100H15ZM14 101V104H15ZM21 101V100H20ZM57 101V100H56ZM74 101V100H73ZM96 101V100H95ZM209 101L212 104H218V100L215 98H210ZM249 101V100H247ZM6 102L4 103L6 105ZM24 102V101H23ZM42 102V101H41ZM40 102V103H41ZM53 103L55 101H52ZM63 102V101H60ZM65 102V101H64ZM78 102V100H77ZM82 102H86V101H82ZM108 102V101H107ZM177 102H180L179 104H182L183 109H173V106L177 104ZM240 102V101H239ZM244 101L242 100L241 103H243ZM21 103V102H20ZM26 103V102H24ZM22 103V104H24ZM43 103V102H42ZM56 103V102H55ZM68 103V101H67ZM66 103V104H67ZM70 103V100H69ZM76 103V101H75ZM81 103V102H80ZM188 104H192L190 102H187ZM207 102L204 101V104H206ZM247 103V102H246ZM3 104V105H4ZM18 104V103H17ZM34 104V103H33ZM60 104V103H59ZM144 104V103H143ZM244 104V103H243ZM250 104V103H249ZM27 105V104H25ZM58 105V104H56ZM54 105V106H56ZM68 105V104H67ZM65 105V106H67ZM74 105V102H73ZM259 105V104H258ZM23 106V105H22ZM21 106V107H22ZM29 106V104H28ZM53 106V107H54ZM60 106V105H58ZM62 106V105H61ZM60 106V108L62 109V107ZM80 106V105H79ZM138 106V105H137ZM202 106V105H201ZM219 106V104H218ZM262 106V105H261ZM24 107V106H23ZM45 107V106H44ZM47 109H50L49 106ZM52 107V108H53ZM70 107V106H69ZM76 107V106H75ZM74 107V108H75ZM84 107V106H83ZM87 107V106H85ZM98 107V108H96ZM120 107V106H119ZM171 107L172 109L168 110L166 113H163L164 108H169ZM180 107V106H179ZM195 106H193L194 108ZM244 107V105H243ZM18 108V107H17ZM16 108V109H17ZM33 108V107H32ZM32 108H28L29 110H33ZM35 108V106H34ZM51 108V109H52ZM56 107H54L53 109H55ZM73 108V107H72ZM191 108V107H190ZM236 108V107H235ZM251 108V107H249ZM254 108V107H253ZM262 108V107H261ZM26 109V108H24ZM26 109V110H28ZM37 109V108H36ZM39 109H41V107H39ZM46 109V110H47ZM52 109V110H53ZM80 109V108H78ZM103 109V108H102ZM13 110V109H12ZM23 110V108H22ZM25 110V111H26ZM45 110V109H44ZM43 110V111H44ZM51 110V112H52ZM67 110L68 107H67ZM66 110V111H67ZM71 108H70V112H71ZM74 110V109H73ZM72 110V112H73ZM77 110V109H76ZM83 110V108H82ZM173 110V111H172ZM195 110V109H194ZM193 110V111H194ZM252 110V109H251ZM256 110V109H254ZM8 111V110H7ZM16 110H14L15 112ZM19 113H20V109H18ZM18 111H16V115H18ZM38 111V110H37ZM36 111V112H37ZM41 111V113L43 112ZM54 111V110H53ZM58 111V110H57ZM123 111V110H122ZM196 111V110H195ZM13 112V111H12ZM29 112V111H28ZM35 112V113H36ZM69 112V113H70ZM83 112V111H82ZM184 112L187 113L189 115V118L187 120H185L186 123L189 124V126L184 127L182 125H179L177 123L178 118H176V114H179ZM199 112V110H198ZM203 112V111H202ZM50 113V112H48ZM47 113V114H48ZM64 113V119L68 118L69 113L68 112H63ZM206 113V112H205ZM23 114V113H22ZM26 116L28 113H26ZM39 114V113H38ZM45 114V113H44ZM54 114V113H52ZM56 114V113H55ZM121 114V112H120ZM132 114V113H131ZM197 113H195L196 115ZM208 114V113H207ZM241 114V113H240ZM13 116L17 117V116ZM24 115V114H23ZM22 115V116H23ZM31 115V114H30ZM28 115V116H30ZM40 115V114H39ZM48 114L47 117H50ZM59 115V114H57ZM72 115V114H71ZM119 115V114H118ZM124 115V114H123ZM125 115H127L125 113ZM176 115V116H175ZM19 116V115H18ZM25 116V117H26ZM32 116V115H31ZM30 116V117H31ZM43 116V115H42ZM53 116V115H52ZM74 116V115H73ZM199 116V115H198ZM239 116V115H238ZM259 116V115H258ZM4 117V116H3ZM28 117V118H30ZM33 117V116H32ZM46 117V115H45ZM43 117V118H45ZM63 117V116H62ZM77 117V116H75ZM80 117V116H79ZM22 118V117H21ZM40 118V117H39ZM38 118V119H39ZM54 118V117H53ZM52 118V119H53ZM61 118V117H60ZM122 118V117H121ZM125 118V116H124ZM239 119V117H237ZM242 118H245L242 116ZM259 118V117H257ZM2 119V118H1ZM24 119V117H23ZM22 119V122H23ZM27 119V117H26ZM32 119V118H31ZM35 119V118H33ZM37 119V116H36ZM33 120L35 121V124H39V120L38 122H36L37 120ZM73 119V118H72ZM83 119V118H82ZM123 119V118H122ZM121 119V120H122ZM208 119V118H207ZM261 119V118H260ZM12 120V119H11ZM18 120L19 119H15ZM14 120V121H15ZM46 120V119H44ZM51 120V119H50ZM55 120L57 121V118H54V123L55 124ZM60 120V119H59ZM78 120V117H77ZM161 120V119H160ZM205 120V119H204ZM246 120V119H243ZM250 120V119H248ZM13 121V122H14ZM17 121V122H18ZM32 121V122H33ZM64 122V120H62ZM72 121V120H71ZM69 121V122H71ZM79 121V120H78ZM193 121V120H192ZM251 121V120H250ZM250 121H248L250 123ZM21 121H19L20 123ZM21 122V123H22ZM26 122V121H25ZM29 122V121H27ZM43 122V121H42ZM58 122V121H57ZM60 122V121H59ZM200 122V121H199ZM247 122V120H246ZM253 122V121H252ZM11 123V122H10ZM24 123V122H23ZM41 123V122H40ZM65 123V122H64ZM79 123V122H78ZM152 123V122H151ZM156 123V122H155ZM242 123V122H240ZM42 124H45V122H43ZM52 124V121H51ZM52 124V125H53ZM71 124V123H70ZM74 125L75 122H73ZM245 124V123H244ZM9 125V124H8ZM12 125V124H11ZM27 125H29V123H27ZM56 125L59 126V123ZM54 125V126H56ZM63 126V124H60ZM66 125V123H65ZM81 125V124H80ZM154 125V124H153ZM152 125V126H153ZM173 125V127H172ZM249 125V126H248ZM41 126V125H40ZM166 126H168L169 128H166ZM253 126V124H252ZM12 127V126H10ZM159 127V128H160ZM251 127V126H250ZM37 128V127H36ZM48 128V127H47ZM61 128V127H60ZM111 129L113 131L112 134V138L111 139H106L103 130L105 131V129ZM137 128V129H136ZM196 128V129H195ZM10 129V128H7ZM29 129V128H27ZM42 129V128H41ZM58 129V128H57ZM56 129V130H57ZM254 129V128H253ZM20 130V129H18ZM45 130V129H44ZM63 134V127L62 129H59ZM69 130L66 129V131ZM10 131V130H9ZM161 131V130H159ZM27 132V131H26ZM58 132V131H57ZM163 132V133H165ZM250 132V129L249 131ZM13 133V132H12ZM70 133V132H68ZM66 132V134H68ZM253 131H251V133H246V137L247 135H252ZM255 133V130H254ZM5 134V133H4ZM19 134V133H18ZM22 134L21 136H23V134L25 133H20ZM109 134V133H108ZM159 135V133H157ZM162 134V133H161ZM239 134V133H238ZM256 134V133H255ZM13 135V134H12ZM27 135V133H26ZM35 134H33L34 136ZM64 135V134H63ZM152 135L151 133H148V136ZM7 136V135H6ZM20 136V137H21ZM32 136V137H33ZM39 136V135H38ZM65 136V135H64ZM68 136V135H67ZM134 136V135H133ZM163 136V134H162ZM190 136V135H189ZM30 136V139L32 138ZM66 137V136H65ZM68 136V138H71ZM254 137V136H253ZM22 138H27L25 136H23ZM35 138V137H34ZM67 138V137H66ZM150 138V137H149ZM170 138V139H171ZM218 138H224L225 139V143L222 144V141L219 143L216 141V139ZM253 139V138H252ZM9 140V139H8ZM33 140V138H32ZM69 140V141H70ZM152 140V137H151ZM162 140V139H161ZM164 140V139H163ZM34 141V140H33ZM88 141V142H89ZM131 141V142H129ZM156 141V140H155ZM190 141H192V139H190ZM252 141V140H247ZM35 146H37L38 142L35 140ZM89 142V143H90ZM32 143V142H31ZM46 143V142H45ZM86 143V144H85ZM193 143V142H192ZM258 143V142H256ZM48 144V143H47ZM65 144V143H64ZM75 145V144H74ZM194 145V144H193ZM33 146V144H32ZM240 146V144H239ZM244 146V145H243ZM249 146H251V144H249ZM247 147V146H246ZM259 147V145H258ZM69 149H67V154H65L68 159L71 161V163H73L74 165H76V169L78 166H80V160H82L83 158L80 157L78 154H73V152L69 153L68 150H70L71 148L68 147ZM47 149H49L47 147ZM222 149V148H221ZM86 150V151H87ZM52 151V150H51ZM72 151V150H71ZM70 151V152H71ZM196 151H198L196 149ZM208 151V152H209ZM215 151V152H214ZM90 151H88L87 153L89 154ZM195 152V151H194ZM52 153V152H51ZM63 153V152H62ZM86 153V154H87ZM47 154V153H46ZM49 154V153H48ZM50 155H53L50 154ZM57 155V153H56ZM90 155V154H89ZM243 155V154H242ZM247 155V154H244ZM4 156V155H3ZM59 156H61L59 154ZM50 157V156H49ZM55 158H58V156H55ZM89 158V157H88ZM247 158V157H246ZM248 160V159H247ZM246 160V161H247ZM48 161H52V158H49ZM56 161V160H55ZM263 162V161H262ZM261 162V163H262ZM206 163V162H204ZM49 164V163H48ZM72 164V165H73ZM227 164V163H226ZM65 170L67 169L68 163H63ZM10 166V165H9ZM241 166V165H240ZM72 167V166H71ZM224 167V166H223ZM237 167V165L235 166ZM62 168V167H61ZM70 168V167H69ZM68 168V169H69ZM90 169V168H89ZM137 169L140 170V172L137 171ZM242 169V168H241ZM11 170V169H10ZM71 170V169H70ZM226 171V172H225ZM74 172V171H73ZM243 172L245 173V171L243 170ZM69 173V172H68ZM3 175V174H2ZM1 175V176H2ZM172 177V178H171ZM213 177V178H212ZM235 178V177H234ZM238 178V177H237ZM80 179V178H79ZM75 180V181H74ZM74 180H70V179H65L64 181L60 180V185L61 186H55L56 188L59 187V189L62 191H65L66 194H68L69 191L72 192L71 187L73 184L77 183V182H81L79 180H77V175H74ZM243 181V180H242ZM219 182V181H218ZM217 182V183H218ZM72 184V185H71ZM81 184V183H80ZM90 184V185H89ZM101 184V185H100ZM214 184V183H213ZM235 184V183H234ZM34 185V184H33ZM79 184H77V186L74 185L75 188L78 187ZM191 185V184H190ZM246 185V184H244ZM100 186V187H99ZM196 186V185H195ZM203 186V185H201ZM237 186V185H236ZM54 187V186H53ZM194 188V187H193ZM198 188V187H197ZM201 188V187H199ZM198 188V189H199ZM203 188V187H202ZM211 188V187H209ZM55 189V188H54ZM93 189V188H92ZM206 189V188H205ZM10 191V190H9ZM57 191V189H56ZM187 192H192V191H188ZM248 191V190H247ZM59 192V191H58ZM80 192V191H79ZM183 192V194H182ZM54 193V191L52 192ZM57 193V192H56ZM54 193V194H56ZM186 193V192H185ZM193 193V192H192ZM3 194V193H2ZM79 194V193H78ZM127 194V195H125ZM244 196H246L245 193H243ZM34 195V194H33ZM80 195V194H79ZM126 197H124V196ZM233 195L235 197V199L239 200V203L241 201H244V197L241 196V194L234 190L233 191ZM75 196V195H74ZM78 196V195H77ZM16 197V196H15ZM199 197V196H198ZM250 197V196H249ZM253 197V196H252ZM4 198V197H3ZM28 198V197H26ZM55 198V197H54ZM62 198V197H60ZM65 198V197H64ZM67 198V197H66ZM82 198V197H81ZM79 198V199H81ZM94 198V199H93ZM193 198V195L192 197ZM233 198V197H232ZM247 198V197H246ZM256 198V197H255ZM37 199V198H36ZM254 199V198H253ZM69 200V199H68ZM75 200V198H74ZM86 199H84L83 197V201H85ZM257 200V199H256ZM121 202V201H120ZM254 202V200H253ZM256 202V201H255ZM258 202V201H257ZM6 204V203H5ZM71 203H69L70 205ZM75 204V203H74ZM264 204V203H263ZM233 205V206H234ZM7 206V205H6ZM113 206V207H112ZM244 206V205H243ZM76 207V205H75ZM97 207V206H96ZM127 207L126 206V210ZM15 208V207H14ZM158 208V210H157ZM251 208V207H250ZM261 208V207H260ZM238 209V208H237ZM41 210V209H40ZM54 210V209H53ZM98 210V209H97ZM96 210V211H97ZM163 210V209H162ZM240 210V209H239ZM243 210V209H242ZM261 210V209H260ZM99 211V210H98ZM111 211H113L114 213H111ZM168 211V210H166ZM162 212V211H161ZM165 212V211H164ZM162 212V213H164ZM251 212V211H250ZM253 212V211H252ZM98 213V212H96ZM101 215H103V213L99 212ZM98 213V214H99ZM256 213V212H255ZM6 214V213H5ZM10 214V213H9ZM50 214V213H49ZM69 214H70V209H69ZM166 214V213H164ZM61 218L66 220V215L68 216V213L66 214H61ZM73 215V214H71ZM97 215V214H96ZM99 215V218L100 216ZM244 215V214H243ZM258 215V214H257ZM256 215V216H257ZM38 216V215H37ZM75 216V215H74ZM108 217V215H106ZM158 216V215H156ZM169 216V214H168ZM219 216V215H218ZM246 216V215H245ZM7 217V216H6ZM50 217V216H49ZM57 217V216H56ZM58 217H60L58 215ZM98 217V216H97ZM95 217V218H97ZM104 217V215L102 216V218ZM160 216H158L157 218H159ZM167 217V216H166ZM51 218V217H50ZM115 218V219H114ZM121 218V217H120ZM152 218V217H151ZM218 218V217H217ZM243 218V217H242ZM246 218V217H244ZM68 219V218H67ZM78 219V218H76ZM98 219V218H97ZM101 219V218H100ZM147 219L149 221H147ZM162 219V218H161ZM168 219V218H167ZM220 219V218H219ZM103 220V219H102ZM104 220H106L104 218ZM138 220L140 222H138ZM154 220V219H153ZM160 220V219H157ZM189 220H193V219H189ZM81 221V222H82ZM156 221V220H154ZM153 221V222H154ZM162 221V220H160ZM169 221V220H168ZM172 221V220H171ZM1 222V221H0ZM80 222V223H81ZM119 222V221H118ZM137 222H138V226H140V228L137 226ZM148 222V223H147ZM151 222V223H153ZM164 222V221H163ZM27 223V222H26ZM39 223V222H38ZM42 223V221H41ZM40 223V224H41ZM53 223V222H52ZM63 225H65V222H62ZM84 223V222H83ZM82 223V225H83ZM86 223V221H85ZM159 223V224H157ZM154 223L152 227V231L154 232H159V233H164V234H169L167 233L169 231H171V226H166V224L161 223V222H157ZM175 223V222H174ZM200 223V222H198ZM216 223V222H214ZM35 224V223H34ZM38 225V227L35 229L37 232L32 231L33 229H31V226L27 232L28 234L25 232V234L22 233V236L25 237L24 240H28V243L23 244L22 247H24L25 251L23 249L22 252H26L27 254H29L28 258H32L34 259L36 257V259H34V264H44V263H52L54 264L56 262L57 258H54V256L57 253V249L56 248H60V246L64 243V241H60L58 240V237H60L58 235H56V231L55 228L52 226H49L47 224H41ZM77 224V223H76ZM79 224V223H78ZM97 224V223H96ZM99 224V223H98ZM172 224V223H171ZM26 225V224H25ZM80 225V224H79ZM93 225V224H92ZM91 225V226H92ZM110 225V224H109ZM7 226V225H6ZM6 226L2 229V231L0 232V254L3 255V259H5L6 257V253L7 252H12L13 254H9V259L11 261L14 260L13 255L15 253H17V251L15 250V246L17 245V242H15L13 239L14 236V232H16V230L13 229L12 231V226H10L11 229H7ZM55 226V225H54ZM57 226V225H56ZM62 226V225H61ZM102 226V225H101ZM64 227V226H63ZM78 227V226H76ZM86 227V226H85ZM103 227V226H102ZM14 228V227H13ZM42 228V229H41ZM58 228V227H57ZM80 230V227H78ZM77 228V229H78ZM26 229V228H25ZM40 229V230H39ZM76 229V230H77ZM121 229V228H120ZM140 231H139V230ZM192 229V228H191ZM190 228H186V227H182L180 230H173L172 233L175 232V235L177 237H183L184 235H186V232L191 230ZM39 230V231H38ZM61 230V229H60ZM138 230V231H137ZM26 231V230H25ZM41 231V232H40ZM81 231V230H80ZM89 230H87L88 232ZM148 231V229H147ZM167 231V232H166ZM63 232V231H62ZM69 232V231H68ZM20 233V232H19ZM81 233V232H80ZM159 233L157 235H159ZM189 233V232H188ZM187 233V234H188ZM27 234V235H26ZM77 234H79L77 232ZM145 234V233H144ZM150 234V233H149ZM4 235V236H3ZM34 235V236H33ZM73 235V234H72ZM83 235V234H82ZM109 235V234H108ZM106 235V236H108ZM131 235H133L131 237ZM155 235V234H154ZM156 235V236H157ZM171 235V234H170ZM201 235V234H200ZM10 236V237H9ZM33 236V237H31ZM119 236V237H121ZM160 236V235H159ZM158 236V237H159ZM167 236V235H164ZM176 236H172L173 238H176ZM5 237H9L10 238V242L8 243L7 239H5ZM74 237V236H73ZM77 237V236H76ZM79 237V236H78ZM187 237V236H186ZM206 237V236H205ZM204 237V238H205ZM32 238L36 241L35 242H31ZM63 238V237H62ZM75 238V237H74ZM165 238V237H164ZM170 238V236H169ZM216 238V237H215ZM17 239V238H16ZM81 239V238H80ZM160 239V238H159ZM171 239V240H172ZM177 239V238H176ZM174 239V240H176ZM183 239V238H182ZM188 239L192 240V241H196V242H200L202 239H199V235L196 234H192L189 233L188 234ZM79 240V238H78ZM155 240H158L155 238ZM164 240V239H163ZM181 240V239H180ZM205 242H213L212 239H203ZM173 241V240H172ZM215 241V240H214ZM150 242V241H149ZM148 242V243H149ZM170 242V241H169ZM178 242V241H177ZM195 242V243H196ZM66 243V242H65ZM81 243V241H80ZM84 243V242H83ZM113 243V242H112ZM218 243V242H217ZM20 244V243H19ZM146 244V243H145ZM154 244V243H153ZM157 244V243H156ZM160 244V243H159ZM211 244V243H210ZM22 245V244H21ZM33 247L32 251H28L27 248L29 246ZM59 245V246H57ZM115 245V244H114ZM126 245V246H127ZM166 245V244H164ZM173 245V244H172ZM11 246V247H10ZM63 246V245H62ZM83 246V245H82ZM103 246V245H102ZM112 246V245H111ZM153 246V245H152ZM157 246V245H155ZM86 247V246H85ZM151 247V246H150ZM179 247V246H178ZM30 248V247H29ZM28 248V249H29ZM64 248V246H63ZM66 248V247H65ZM177 248V247H176ZM69 249V248H68ZM67 249V250H68ZM76 250L78 248H75ZM155 249V248H154ZM14 250L16 252H14ZM20 250V249H19ZM30 250V249H29ZM64 250V249H63ZM66 250V249H65ZM64 250V251H65ZM153 250V249H151ZM123 251L125 252L126 250H122V252L118 251L115 253V258H111L112 260L115 261H120L122 257H124ZM139 250L134 249L133 247L128 249L127 247V254L124 257V260H126V257H133L135 256V263L139 264V260L137 258V256L140 254ZM21 252V251H20ZM114 252V251H113ZM113 252H111L110 254H112ZM25 253V254H26ZM157 253V252H156ZM5 254V256H4ZM21 254V253H20ZM24 254V255H25ZM59 254V253H58ZM70 255V253H69ZM68 255V256H69ZM27 256V255H26ZM77 258V257H76ZM7 260V259H6ZM71 260V259H70ZM91 260V259H90ZM68 261V260H67ZM121 262V261H120ZM15 263V262H13ZM20 263V262H19ZM26 263V262H25ZM72 263V262H71ZM103 263V262H102ZM130 263L133 264L132 261H130ZM8 264V263H6ZM122 264V262H121ZM125 264V263H124Z\"/></svg>",
  "mask_w": 264,
  "mask_h": 264
}]
</instances>
